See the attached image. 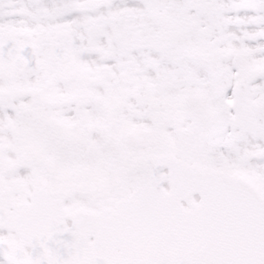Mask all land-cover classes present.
Returning <instances> with one entry per match:
<instances>
[{
    "label": "snow or ice",
    "instance_id": "obj_1",
    "mask_svg": "<svg viewBox=\"0 0 264 264\" xmlns=\"http://www.w3.org/2000/svg\"><path fill=\"white\" fill-rule=\"evenodd\" d=\"M0 264H264V0H0Z\"/></svg>",
    "mask_w": 264,
    "mask_h": 264
}]
</instances>
